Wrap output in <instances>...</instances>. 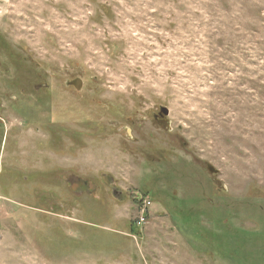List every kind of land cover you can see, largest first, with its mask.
Returning a JSON list of instances; mask_svg holds the SVG:
<instances>
[{
  "label": "rangeland",
  "instance_id": "1",
  "mask_svg": "<svg viewBox=\"0 0 264 264\" xmlns=\"http://www.w3.org/2000/svg\"><path fill=\"white\" fill-rule=\"evenodd\" d=\"M0 264H264V0H0Z\"/></svg>",
  "mask_w": 264,
  "mask_h": 264
},
{
  "label": "flooded vegetation",
  "instance_id": "2",
  "mask_svg": "<svg viewBox=\"0 0 264 264\" xmlns=\"http://www.w3.org/2000/svg\"><path fill=\"white\" fill-rule=\"evenodd\" d=\"M77 79V78H76ZM76 79H74V80H72V81H70V83H69V85L70 86H72V87H74L76 90H81V89H78L77 88V86H76V84H75V82L77 81ZM83 81V80H82ZM83 84V83H82ZM83 86V85H82ZM82 88V87H81ZM41 91H44V90H41ZM162 116H164L163 115V113H162V109H161V111L160 112H158L157 114H155V119L156 120H161V117ZM127 133L129 134V135H132V133H131V130L130 129H127ZM60 134V131L58 130L56 133H54V137H53V139L54 138H56L55 140H57L58 141V144H60V142H59V140H58V135ZM51 142V141H50ZM49 172V171H48ZM45 175H47L48 176V173H44L42 176H45ZM50 175H54V177H61V179H65V178H71V179H78L79 180V182L81 183V184H79V186H80V188L81 189H83V190H81V191H79L80 193H83V192H86V191H89L90 193H92L93 192V190L91 189V185H90V183L87 181V180H85V179H80L79 177H78V175H77V173H76V171L72 168V169H69V170H67V171H65L64 173H61V171H60V169H57L55 172H53V171H50ZM56 175V176H55ZM68 175V176H67ZM21 177L22 178H27V176H26V174H22L21 173ZM48 177H50V176H48ZM30 178V177H29ZM103 179H104V183H106L107 185H108V188H109V190H110V192H111V194H112V196H114L115 198H118V199H120V198H124L125 196H126V194H130L132 191H123V190H121V189H119L118 187H116V185H115V180L112 178V177H110V176H108V174H104V177H103ZM91 189V190H90ZM73 193H77V191H74ZM132 193H135V195L133 194L132 195ZM131 193V197L134 199V202L136 203V205L137 206H139L138 208H139V211L141 210V207H142V204L144 203V201H149L150 202V205H149V207L150 206H152V204H153V202H152V200H151V198H149V196H146L144 193H142V192H140V191H134V192H132ZM93 194V193H92ZM102 202H104L103 200H101ZM100 201V202H101ZM148 207V208H149ZM148 210V209H147ZM137 225V224H136ZM138 227V226H137Z\"/></svg>",
  "mask_w": 264,
  "mask_h": 264
},
{
  "label": "water",
  "instance_id": "3",
  "mask_svg": "<svg viewBox=\"0 0 264 264\" xmlns=\"http://www.w3.org/2000/svg\"><path fill=\"white\" fill-rule=\"evenodd\" d=\"M77 81L75 82V84H76V86H77V88L78 89H81V87H82V83H83V81H82V79L81 78H77L76 79ZM162 113H163V115H168V113H169V109L167 108V107H162ZM208 170L210 171V172H212V173H216L217 172V170L213 167V166H208Z\"/></svg>",
  "mask_w": 264,
  "mask_h": 264
},
{
  "label": "built area",
  "instance_id": "4",
  "mask_svg": "<svg viewBox=\"0 0 264 264\" xmlns=\"http://www.w3.org/2000/svg\"><path fill=\"white\" fill-rule=\"evenodd\" d=\"M149 205H150V202L149 201H144V203L142 204V207H141V216L139 217V220L137 221V224H139V225H141V224H143L144 222H145V219H146V216H145V214H146V212H147V209H148V207H149Z\"/></svg>",
  "mask_w": 264,
  "mask_h": 264
}]
</instances>
